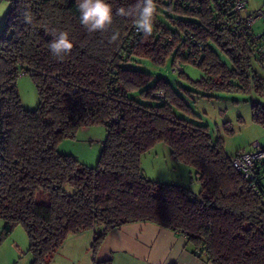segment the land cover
Wrapping results in <instances>:
<instances>
[{
    "label": "trees",
    "instance_id": "16d2710c",
    "mask_svg": "<svg viewBox=\"0 0 264 264\" xmlns=\"http://www.w3.org/2000/svg\"><path fill=\"white\" fill-rule=\"evenodd\" d=\"M224 1L157 0L153 34L145 37L132 17L116 15L136 0H107L113 23L94 33L80 23L78 0H9L0 28L1 236L21 224L30 264H46L68 235L91 229L92 264H113L96 258L98 248L108 232L132 222L182 234L193 254L211 264H264V159L255 166L254 179L234 169L235 152L226 154L208 126L174 116L173 107L186 104L163 78L142 90L162 103L129 96L151 78L130 63L149 58L163 64L170 55L173 63L201 67L205 75L195 81L199 87L253 89L264 96V78L252 67V46L233 29L217 25ZM60 31L73 44L62 60L49 49ZM114 33L119 36L109 43ZM198 44L201 61L195 62L182 50ZM21 72L36 85L34 109L22 106L16 84ZM252 115L264 125V105L253 103ZM96 123L106 129L96 166L57 151L60 140ZM158 142L195 170L198 193L141 172L140 157ZM44 196L45 202L38 199Z\"/></svg>",
    "mask_w": 264,
    "mask_h": 264
},
{
    "label": "rangeland",
    "instance_id": "374dc122",
    "mask_svg": "<svg viewBox=\"0 0 264 264\" xmlns=\"http://www.w3.org/2000/svg\"><path fill=\"white\" fill-rule=\"evenodd\" d=\"M165 15H168V13H165ZM164 16H161V18L167 23ZM260 23L264 24V22L259 21L257 25ZM214 48L218 51L222 60L230 64L226 54L215 46ZM173 60V56L170 55L163 64H158L149 58H137L132 61L130 63L132 68L149 73L151 78L143 87L131 89L129 96L145 104L162 103L161 98L154 99L144 96L142 90L153 86L157 79L163 78L182 97L186 104L185 107L174 106L172 109L174 116L187 123L208 126L213 139L220 137L223 141L226 154H232L241 149L248 150L252 147V143L256 141L264 146V125L254 121L252 115V104L261 103L264 105V96L258 95L253 89L225 90L199 87L195 81L205 75L201 67L189 62H181L180 64L179 61H176L173 63ZM177 65H180L183 73L180 74L175 69ZM252 65L253 69L264 78V68L255 60H253ZM213 80L220 81L217 77H214ZM16 84L22 106L25 109L36 108L39 95L31 76L29 74L19 75ZM105 137L106 129L101 123L92 124L86 128L81 127L73 138L60 140L57 151L73 155L87 166L94 167L98 162ZM139 163L141 172L152 181L180 184L194 193H198L200 190V183L196 179L195 170L183 161L176 160L171 155L170 148L163 142L156 143L145 152L140 157ZM38 199L41 200L42 198L39 197ZM3 226L4 220L0 217V237H2ZM88 233L94 234L93 231H83L68 235L60 248L54 253H57L56 255L61 259L57 264L62 262L67 249L78 241L80 242L81 253L89 255L85 252V249L92 243V237ZM28 247V235L23 226L17 224L8 235L2 237L0 242V264H30L32 255L28 251ZM46 264H50V257L47 259ZM87 264H89V259Z\"/></svg>",
    "mask_w": 264,
    "mask_h": 264
},
{
    "label": "crops",
    "instance_id": "0c3cea01",
    "mask_svg": "<svg viewBox=\"0 0 264 264\" xmlns=\"http://www.w3.org/2000/svg\"><path fill=\"white\" fill-rule=\"evenodd\" d=\"M8 7L9 0H0V28ZM259 7H264V0H247L244 13L250 14ZM252 28L262 35L261 42L264 44V24L256 23ZM41 200L45 202L47 199L44 196ZM88 234L93 240L94 234ZM89 247L85 249L89 255L81 253L78 241L67 249L60 264H87L88 259L92 264ZM56 254L50 259V264L60 262ZM96 258L111 259L113 264H211L193 254L185 236L151 222H132L112 229L98 248Z\"/></svg>",
    "mask_w": 264,
    "mask_h": 264
},
{
    "label": "clouds",
    "instance_id": "9594fccd",
    "mask_svg": "<svg viewBox=\"0 0 264 264\" xmlns=\"http://www.w3.org/2000/svg\"><path fill=\"white\" fill-rule=\"evenodd\" d=\"M78 10L80 12V23L89 32H104L113 23V10L107 0H78ZM157 0H136L133 7L117 9L116 15L132 17L137 32L143 33L145 37H150L154 30V18L157 14ZM25 22L30 23L28 13L24 14ZM119 33H114L109 43L117 40ZM73 44L66 31L54 33V39L49 44V49L54 57L62 60L71 53Z\"/></svg>",
    "mask_w": 264,
    "mask_h": 264
},
{
    "label": "built area",
    "instance_id": "2783aa9c",
    "mask_svg": "<svg viewBox=\"0 0 264 264\" xmlns=\"http://www.w3.org/2000/svg\"><path fill=\"white\" fill-rule=\"evenodd\" d=\"M246 3L247 0H225L222 9L224 17L221 18L219 13H217V25L222 28H231L235 35L246 39L253 48L254 60L264 68V44L261 42L262 35L255 33L252 28L257 22H264V7H259L254 12L245 14L243 11ZM226 12L229 14H226ZM202 48L203 45L198 44L197 49L186 48L182 52L185 55H189L192 60L200 62L201 57L198 55L197 50L200 51ZM175 69L181 70L180 65H177ZM24 73L21 72V74ZM159 95H163V93L160 92ZM261 159H264V146H261L256 141L252 143L250 149L236 151L232 156L231 164L234 169L242 172L247 178L254 179L255 166Z\"/></svg>",
    "mask_w": 264,
    "mask_h": 264
}]
</instances>
